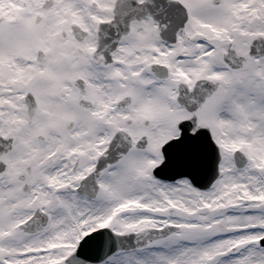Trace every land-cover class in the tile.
<instances>
[{
  "label": "snow or ice",
  "instance_id": "1",
  "mask_svg": "<svg viewBox=\"0 0 264 264\" xmlns=\"http://www.w3.org/2000/svg\"><path fill=\"white\" fill-rule=\"evenodd\" d=\"M0 264H264V0H0Z\"/></svg>",
  "mask_w": 264,
  "mask_h": 264
}]
</instances>
